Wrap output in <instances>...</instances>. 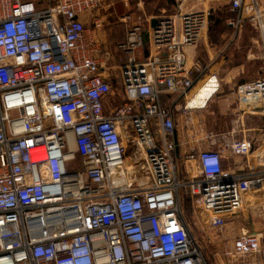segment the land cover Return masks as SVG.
<instances>
[{"label":"built area","instance_id":"1","mask_svg":"<svg viewBox=\"0 0 264 264\" xmlns=\"http://www.w3.org/2000/svg\"><path fill=\"white\" fill-rule=\"evenodd\" d=\"M228 1L238 13L228 26L251 21L264 58L261 0ZM175 4L134 24L121 17L127 38L116 48L127 62L114 86L105 0H0V264H209L183 190L221 236L223 264H258L261 235L228 238L227 226L245 210L264 214V131L246 119L264 114V71L231 91L242 109L229 132H207L204 119L196 129L191 111L202 109L189 101L199 80L214 96L221 87L187 53L207 39L210 8ZM115 89L122 105L111 101ZM180 116L196 146L183 155ZM225 158L245 168L225 169Z\"/></svg>","mask_w":264,"mask_h":264},{"label":"rangeland","instance_id":"2","mask_svg":"<svg viewBox=\"0 0 264 264\" xmlns=\"http://www.w3.org/2000/svg\"><path fill=\"white\" fill-rule=\"evenodd\" d=\"M204 1L201 0V5L197 4L196 6L198 8H210L209 27L213 25L211 24L213 19H219L226 26L220 40L216 43L211 40V32L209 29L206 46L200 43L197 49L199 54H201L200 61L203 62L204 66L206 65L205 69L209 67L210 69L212 68L211 72L208 74L216 72L221 78V87L206 108L202 110H193L191 112L193 114L194 126L196 129L199 130V120L204 119V127L207 132L221 134L229 132L232 128L231 117L225 113L226 108L223 107L222 101L233 89H236L242 84L252 82L262 75L264 71L263 48L259 31L251 21L246 20L243 23V27L238 30L228 27L229 20L238 17V13L231 11L228 0ZM261 2L264 6V0H261ZM158 4L159 7L157 6ZM105 5L107 9H110V12L106 17V23L101 32V39L108 43L109 48L113 52L114 59L111 58L109 66L114 68L110 72L113 76L115 86L119 82V66L124 54L118 52L116 47L123 43L122 41L127 37L126 25L122 22L121 17L132 14V19L129 21L134 24L139 22L140 18L146 19L150 14H154L155 16H161L162 13H165L164 15H171L175 13L176 4L173 0L171 2L157 0L153 3L147 2V0H128V2H126V0H105ZM160 5L163 6L160 7ZM161 9H165L166 11L160 13ZM242 29H244L243 33L240 32ZM206 48L212 49L209 54L210 57H213L215 54L214 58L210 59L205 57L204 50ZM201 85L202 83L200 86ZM111 101L116 106L122 105L124 102L122 91H116L115 89L114 97ZM259 124H261V122ZM188 130L193 131L191 128ZM193 133L190 132L189 134L194 135ZM200 138L201 136L198 139ZM182 168L181 166V177L185 179V173L182 172ZM181 199L183 202L184 215L193 227L195 238L204 256L207 258L209 264H220L219 260H221V262L225 260L223 257L220 258L221 251L219 249L223 246L218 247L221 236L204 226L201 213L192 206L189 194L186 190L181 191ZM252 209L259 210L258 208ZM246 213L248 214V212ZM258 258L259 257H256L252 262Z\"/></svg>","mask_w":264,"mask_h":264},{"label":"crops","instance_id":"3","mask_svg":"<svg viewBox=\"0 0 264 264\" xmlns=\"http://www.w3.org/2000/svg\"><path fill=\"white\" fill-rule=\"evenodd\" d=\"M114 11V9H113ZM165 9H161V12H165ZM150 16H154V14H150ZM149 16V17H150ZM243 27V26H242ZM230 28V27H229ZM232 29V28H230ZM242 29L240 32L243 33ZM238 32V31H237ZM261 40V37H260ZM206 42L207 39L205 41H202L201 44H205L206 46ZM262 42V40H261ZM263 48V45H262ZM198 47L196 48H189L187 50L188 53V59H189V64L190 65H195V64H200L203 63L202 61H200V55L199 52L197 51ZM212 49L211 48H206L204 50V55L207 58H214L215 54L213 57H210L209 52H211ZM213 54V53H212ZM136 58L138 60H141L143 57V52L138 50L135 53ZM206 66V65H205ZM214 67V66H213ZM212 69V68H211ZM210 67L205 69V76L209 75L208 73L211 72ZM208 71V72H207ZM204 76V77H205ZM220 78V77H219ZM221 80V78H220ZM201 84V79L199 80L198 86ZM201 88V90H200ZM196 90H198L201 93V104H203V108H206L208 103L214 98V89L213 88H204L203 85H201L200 87H198ZM170 100V99H169ZM223 102V107H225V113L228 114L229 117H231V125H232V121H233V115L242 109L241 106H239L233 99L232 94H228L226 96V98L222 101ZM183 104V100L180 101V103L178 104V108L180 107V105ZM182 117H179V123H178V139L180 140V143L182 144V146L180 147L179 151L177 152V154L179 155H183L184 153L188 152L189 150L196 148V146L194 144H190L186 145V143H188L187 141L189 140L187 138V134H188V130H186L184 128V125L182 123ZM246 119H247V125L250 129H253V131H256L255 134H259V132H263L264 131V114H247L246 115ZM261 122V124H259ZM199 149H201V147L199 146ZM224 163V168L228 169L232 172H240L241 170H243L245 168V164L243 159H239V158H225L223 160ZM248 212V214L246 213ZM227 234H228V238H233L235 235H241V234H251V233H258L261 235L262 237V249L263 252L262 254L259 256V258L252 262V263H258V264H264V214L262 212L261 209L256 210V209H249V210H245L243 211L240 215H238L237 217H235L232 221H230V223L227 226ZM220 264H223V262H221V260H219Z\"/></svg>","mask_w":264,"mask_h":264},{"label":"trees","instance_id":"4","mask_svg":"<svg viewBox=\"0 0 264 264\" xmlns=\"http://www.w3.org/2000/svg\"><path fill=\"white\" fill-rule=\"evenodd\" d=\"M155 1H157V0H147V2H151V3H153V2H155ZM163 1V0H162ZM165 1V0H164ZM167 2H171L172 0H166ZM174 2H175V0H173ZM158 7H159V4L157 5ZM163 5H160V7H162ZM212 23L211 24H213V25H211L210 27H209V29H210V32H211V40L213 41V42H218L219 40H220V38H221V35H222V33L225 31V29H226V26L223 24V22L222 21H220L219 19H213V21H211ZM229 27V26H228ZM113 32V31H112ZM127 38V37H126ZM126 41V39L124 40V41H122V42H125ZM123 54V53H122ZM123 62L122 63H126L127 62V57L126 56H124V54H123ZM169 97H167V96H163L162 97V104H163V106L164 107H166V108H171L172 106H173V104L172 103H169ZM187 201V200H186Z\"/></svg>","mask_w":264,"mask_h":264},{"label":"bare ground","instance_id":"5","mask_svg":"<svg viewBox=\"0 0 264 264\" xmlns=\"http://www.w3.org/2000/svg\"><path fill=\"white\" fill-rule=\"evenodd\" d=\"M189 108L191 109H202L203 108V104H201V93L200 92L197 98H194L189 101Z\"/></svg>","mask_w":264,"mask_h":264},{"label":"water","instance_id":"6","mask_svg":"<svg viewBox=\"0 0 264 264\" xmlns=\"http://www.w3.org/2000/svg\"><path fill=\"white\" fill-rule=\"evenodd\" d=\"M156 24V22L155 21H153V26ZM179 150H177V152H178Z\"/></svg>","mask_w":264,"mask_h":264}]
</instances>
